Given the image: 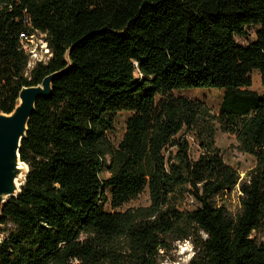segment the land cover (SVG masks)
Listing matches in <instances>:
<instances>
[{
	"label": "trees",
	"instance_id": "trees-1",
	"mask_svg": "<svg viewBox=\"0 0 264 264\" xmlns=\"http://www.w3.org/2000/svg\"><path fill=\"white\" fill-rule=\"evenodd\" d=\"M252 26L256 38L238 43ZM22 33L42 34L51 52L30 70ZM253 71L264 85V0H0V111L59 73L22 142L29 173L0 217V264H159L186 240L188 264H264L253 236L264 226V95L250 89ZM190 88L222 90L218 113L174 93ZM217 126L255 158L245 178ZM237 185L234 217L216 197ZM145 189L148 205L122 209ZM186 196L191 209L179 205Z\"/></svg>",
	"mask_w": 264,
	"mask_h": 264
},
{
	"label": "rangeland",
	"instance_id": "rangeland-1",
	"mask_svg": "<svg viewBox=\"0 0 264 264\" xmlns=\"http://www.w3.org/2000/svg\"><path fill=\"white\" fill-rule=\"evenodd\" d=\"M258 27L252 26L247 29L248 34L245 37H237L236 40L240 44H248L256 38ZM39 40L42 39L39 37ZM43 39L38 41L41 45ZM250 89L255 90L259 95H264V85L262 84L261 76L258 71L252 72V86ZM177 95H185L192 98L206 100L213 113H218L223 97V91L211 88H190L184 91H175ZM128 113H121L117 116L115 130L110 133V137L117 144L123 137L125 131V121ZM218 128V126H217ZM192 154L196 156L199 152V147L194 140L190 138ZM216 144L220 148L225 161L235 167L245 178L247 173L256 166V160L253 156L243 153L238 148L236 136L230 133L221 131L219 128L216 131ZM102 175H108L106 171ZM218 204L224 205L232 216H237L241 212V192L239 185L233 188L232 191L224 193L216 197ZM150 202L148 189L141 192L136 198L132 199L122 209L128 207L146 206ZM179 205L183 209H191L194 207L193 200L186 196ZM253 236L257 240H264V226L256 231ZM194 244L191 241L171 242L166 250L160 252L159 264H188L194 252Z\"/></svg>",
	"mask_w": 264,
	"mask_h": 264
},
{
	"label": "water",
	"instance_id": "water-1",
	"mask_svg": "<svg viewBox=\"0 0 264 264\" xmlns=\"http://www.w3.org/2000/svg\"><path fill=\"white\" fill-rule=\"evenodd\" d=\"M66 60L69 62L68 53ZM59 73L47 75L38 85L24 86L10 113L0 111V217L5 205L17 197L29 173V166L21 159L20 150L26 138L28 123L37 101L48 98L52 82Z\"/></svg>",
	"mask_w": 264,
	"mask_h": 264
},
{
	"label": "built area",
	"instance_id": "built-area-1",
	"mask_svg": "<svg viewBox=\"0 0 264 264\" xmlns=\"http://www.w3.org/2000/svg\"><path fill=\"white\" fill-rule=\"evenodd\" d=\"M39 37L43 39L41 45H39L38 41ZM21 41L25 52L29 55V61L27 64V70L32 69L38 62L46 61L50 55V49L46 41H44V36L42 34H21Z\"/></svg>",
	"mask_w": 264,
	"mask_h": 264
}]
</instances>
